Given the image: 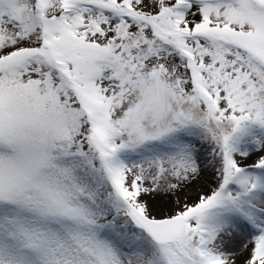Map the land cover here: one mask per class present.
<instances>
[{
    "label": "snow or ice",
    "instance_id": "snow-or-ice-1",
    "mask_svg": "<svg viewBox=\"0 0 264 264\" xmlns=\"http://www.w3.org/2000/svg\"><path fill=\"white\" fill-rule=\"evenodd\" d=\"M0 264H264V0H0Z\"/></svg>",
    "mask_w": 264,
    "mask_h": 264
}]
</instances>
